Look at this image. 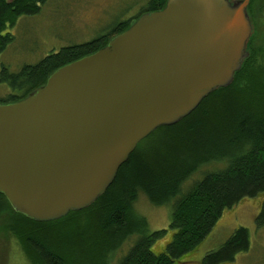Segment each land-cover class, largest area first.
Wrapping results in <instances>:
<instances>
[{
    "label": "water",
    "instance_id": "obj_1",
    "mask_svg": "<svg viewBox=\"0 0 264 264\" xmlns=\"http://www.w3.org/2000/svg\"><path fill=\"white\" fill-rule=\"evenodd\" d=\"M250 0H166L97 51L0 103V194L52 222L91 206L137 145L232 84L249 57Z\"/></svg>",
    "mask_w": 264,
    "mask_h": 264
},
{
    "label": "trees",
    "instance_id": "obj_2",
    "mask_svg": "<svg viewBox=\"0 0 264 264\" xmlns=\"http://www.w3.org/2000/svg\"><path fill=\"white\" fill-rule=\"evenodd\" d=\"M46 1L0 0V53L14 39L6 30L20 17L38 14ZM165 1L149 0L140 13L158 11ZM262 2L250 0L254 31L249 57L232 84L212 92L177 124L158 128L140 142L91 206L56 221L35 222L13 212L0 194L2 231L29 264H111L131 238L133 243L115 264H176L201 244L224 210L264 193V64H260L264 63V37L260 36L258 45L255 22L256 5ZM141 14L120 23L113 33L124 31ZM110 36L64 48L17 73L2 67L0 83L14 93L0 103L23 99L55 69L102 48ZM209 165L222 167L206 173L183 193L185 181ZM139 195L154 206H171L172 238L160 253L151 246L166 231H148L146 220L134 211ZM256 223L264 225V201ZM249 246L248 230L239 227L201 264L230 263Z\"/></svg>",
    "mask_w": 264,
    "mask_h": 264
},
{
    "label": "rangeland",
    "instance_id": "obj_3",
    "mask_svg": "<svg viewBox=\"0 0 264 264\" xmlns=\"http://www.w3.org/2000/svg\"><path fill=\"white\" fill-rule=\"evenodd\" d=\"M148 1L48 0L38 14L20 17L14 27L7 30L14 39L0 53V71L4 66L8 72L16 73L23 65L36 64L62 47L89 42L107 33L115 24L135 17L146 7ZM256 8L255 22L259 37L256 43L259 45L260 36L264 37V2L258 3ZM258 63L254 62L253 65L259 66ZM11 93L14 92L6 84L0 83V100ZM221 167L209 165L200 168L185 181L182 192H186L206 173ZM263 201L264 193L253 199L241 200L231 209L224 210L201 244L194 251L182 256L176 264H201L207 253L218 250L239 227H244L249 232V249L236 254L234 260L226 264H264V225L256 223ZM170 207L154 206L144 195H139L134 203L135 213L146 220L149 232L166 231L151 246L156 254L162 252L172 238L173 231L169 229ZM2 230L0 224V264H29L18 246ZM133 241L134 238H131L123 244L111 264H115L127 252Z\"/></svg>",
    "mask_w": 264,
    "mask_h": 264
},
{
    "label": "flooded vegetation",
    "instance_id": "obj_4",
    "mask_svg": "<svg viewBox=\"0 0 264 264\" xmlns=\"http://www.w3.org/2000/svg\"><path fill=\"white\" fill-rule=\"evenodd\" d=\"M47 2H48V0H47L44 4H46ZM44 4H43V5H44ZM43 5L41 6V8L43 7ZM143 9H144V8H143ZM141 11H142V10H141ZM141 11H140V12H141ZM140 12H139L137 15H139V14L142 13V12H141V13H140ZM34 15H35V14H34ZM137 15H136V16H137ZM136 16H135V17H136ZM133 18H134V17H133ZM133 18L128 19V20L125 21V22L128 23V21H131ZM120 23H123V22H119V23L115 24V25H114V26H113V27H112L107 33H105V34H103V35H111L110 37H112L113 35H115L116 33H113V32L116 30L117 26H118ZM8 29H9V28H8ZM8 29H7V30H8ZM7 30H6V32L10 33V32L7 31ZM112 33H113V34H112ZM103 35H101V36H103ZM110 37H109V38H110ZM96 38H97V37H96ZM84 43H86V42H84ZM84 43H80V44H75V45H71V46L62 47V48L59 49L57 52H51L50 54L46 55V56L43 57L39 62H41L42 60H44V58H46V57H48V56H50V55H53V54H57V53H59V52H60L62 49H64V48H70V47H73V46H76V45H81V44H84ZM7 46H8V45H7ZM6 48H7V47H6ZM6 48H5V49H6ZM5 49H4V50H5ZM4 50H3V51H4ZM1 53H2V52H1ZM39 62H37V63H39ZM37 63H36V64H37ZM28 65H35V64H26V65H23V66H28ZM23 66H22L19 70H21V69L23 68ZM3 67H4V66H3ZM4 68H5V67H4ZM1 70H2V69H1ZM0 72H1V71H0ZM16 73H17V72H16ZM11 94H13V93H11ZM9 95H10V94H9Z\"/></svg>",
    "mask_w": 264,
    "mask_h": 264
}]
</instances>
